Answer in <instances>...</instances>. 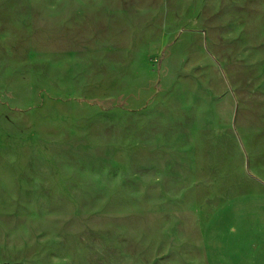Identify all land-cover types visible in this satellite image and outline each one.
<instances>
[{"label":"rangeland","instance_id":"rangeland-1","mask_svg":"<svg viewBox=\"0 0 264 264\" xmlns=\"http://www.w3.org/2000/svg\"><path fill=\"white\" fill-rule=\"evenodd\" d=\"M262 191L264 0H0V264H264Z\"/></svg>","mask_w":264,"mask_h":264},{"label":"crops","instance_id":"crops-1","mask_svg":"<svg viewBox=\"0 0 264 264\" xmlns=\"http://www.w3.org/2000/svg\"><path fill=\"white\" fill-rule=\"evenodd\" d=\"M257 195H259V197H262L263 201H264V191L258 193ZM242 238V237H241ZM206 253L208 255H210L209 257H215L217 256L216 252L212 249V250H206Z\"/></svg>","mask_w":264,"mask_h":264}]
</instances>
